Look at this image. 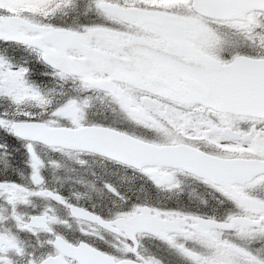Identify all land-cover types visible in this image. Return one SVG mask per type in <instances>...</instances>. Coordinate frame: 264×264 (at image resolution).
Here are the masks:
<instances>
[{"label":"snow or ice","instance_id":"snow-or-ice-1","mask_svg":"<svg viewBox=\"0 0 264 264\" xmlns=\"http://www.w3.org/2000/svg\"><path fill=\"white\" fill-rule=\"evenodd\" d=\"M0 264H264V0H0Z\"/></svg>","mask_w":264,"mask_h":264}]
</instances>
